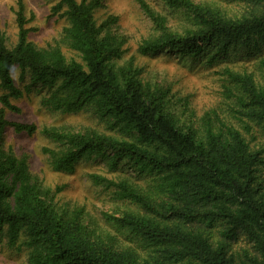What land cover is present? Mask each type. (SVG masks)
<instances>
[{
  "label": "trees",
  "instance_id": "1",
  "mask_svg": "<svg viewBox=\"0 0 264 264\" xmlns=\"http://www.w3.org/2000/svg\"><path fill=\"white\" fill-rule=\"evenodd\" d=\"M44 1L55 3L52 17L66 20L61 42L39 49L28 40L24 0L15 4V44L8 46L0 30V244L24 252L27 264H264V57L256 70H224L226 115L197 117L186 102L180 110L173 105L169 87L145 81L132 58L121 62L127 39L115 30L117 17L95 19L102 0ZM135 1L154 30L138 44L141 56L177 52L211 66L264 41V0H239L234 14L193 0H160L189 17L181 32L145 0ZM61 45L78 59H68ZM13 68L46 91L40 104L47 111L90 109L123 136L8 121L7 112H20L13 101L23 97ZM8 127L45 135L54 147L42 153L55 172L71 174L91 157L106 160L110 171L127 164L130 175H88L125 204L102 217L127 243L97 233L83 207L55 204L60 188L44 187L27 157L4 147Z\"/></svg>",
  "mask_w": 264,
  "mask_h": 264
},
{
  "label": "rangeland",
  "instance_id": "2",
  "mask_svg": "<svg viewBox=\"0 0 264 264\" xmlns=\"http://www.w3.org/2000/svg\"><path fill=\"white\" fill-rule=\"evenodd\" d=\"M145 1L157 13L167 18V26L173 31L181 32L191 24L183 11L171 10L160 0ZM193 1L219 8L230 14L238 13L242 7L239 0ZM24 3L26 18L30 20L27 27L32 28L28 40L39 49L60 41L67 24L64 18L50 15L51 7L55 3L44 0H24ZM15 4L16 0H0V30L4 33L8 46L14 45L17 40ZM111 15L118 18L115 30L127 39L121 62L132 58L134 63L142 68V77L145 81L169 87L174 96L173 105L180 110L182 104L186 102L187 108L193 110L197 117L211 110H215L221 116L226 115V102L229 101L223 95L224 70L226 68L232 71L256 70L258 60L264 57V41L252 47L233 51L222 63L211 66L182 57L181 53L177 52L164 51L141 56L137 53V46L142 39L154 34L152 22L144 15L135 0H102V7L96 11L95 19L100 22ZM61 50L68 59H78L74 52L65 46L61 45ZM11 74L15 85L23 91V97L13 101L20 112H7L8 121L34 124L39 130L43 127H52L62 133L96 131L115 137L123 136L117 128H111L104 118L97 116L90 109L74 114L47 111L40 104V98L46 91L42 90L40 93L38 86L31 85L28 73L21 79L18 68H13ZM26 86H29L28 91H25ZM256 137L257 141H263L261 135L256 134ZM4 147L15 155H25L30 171L44 187L52 191L60 188L54 198L55 204L60 208L72 210L75 207H83L86 222L96 228L97 233H109L115 236L118 242L127 243L102 217L104 212L110 214L121 212L125 204L114 200L109 191L93 186L88 179L89 174L108 178L130 175L132 172L127 164L120 163L117 169L110 171L106 160L91 157L79 160L71 174L55 172L50 168L47 156L42 153V148H52L54 144L39 131L33 135L16 134L11 127L6 129ZM238 245L246 246L243 241ZM0 264L27 263L24 252L7 250L0 244Z\"/></svg>",
  "mask_w": 264,
  "mask_h": 264
}]
</instances>
